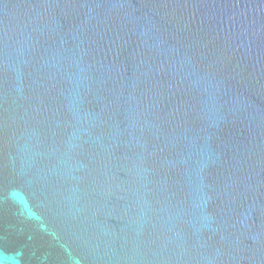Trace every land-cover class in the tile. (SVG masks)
<instances>
[{
	"label": "water",
	"instance_id": "water-1",
	"mask_svg": "<svg viewBox=\"0 0 264 264\" xmlns=\"http://www.w3.org/2000/svg\"><path fill=\"white\" fill-rule=\"evenodd\" d=\"M0 264H264V0H0Z\"/></svg>",
	"mask_w": 264,
	"mask_h": 264
}]
</instances>
